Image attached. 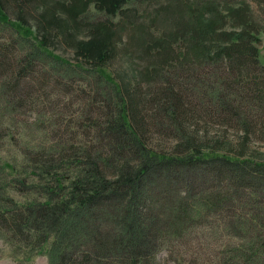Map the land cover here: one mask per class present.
<instances>
[{
	"label": "trees",
	"instance_id": "obj_1",
	"mask_svg": "<svg viewBox=\"0 0 264 264\" xmlns=\"http://www.w3.org/2000/svg\"><path fill=\"white\" fill-rule=\"evenodd\" d=\"M238 1L241 0H201L204 3L192 7V16L179 12L187 18L188 28L164 26L153 32H138L139 46L143 47L140 50L168 62L166 57H175L179 62L170 64L175 66L174 76L180 69L188 70L185 76L197 72L207 75L211 61L226 63L231 75L250 70L245 68L254 67L259 61L248 33L249 22H244V33H239L225 50L218 51L202 41L214 36L209 33L215 23L204 18L214 13L211 7L231 6ZM253 1L264 5V0ZM152 3L153 0H74L68 7L74 22L95 21L92 28L100 36L105 34L79 52L89 60L90 71L97 73L99 79L105 78L104 66L97 61L110 56L104 48L109 43V32H116L118 27L111 19L121 13L133 18L137 6H146L147 11ZM133 4L136 10L130 8ZM91 5L105 13L107 19L99 21L89 14ZM191 17L199 20L194 27ZM0 21L1 25L10 26L3 30L6 41L0 40V111L18 115L22 109L33 110L43 99L55 105L50 99L73 98L77 91L70 89V82L63 84L61 78L68 72L65 65L69 64L47 51L44 41H30L31 29L12 24L1 2ZM174 43L184 46L171 52ZM24 44L27 52L19 51L18 45ZM75 67L78 71L83 69ZM49 69L57 72V78L49 74ZM159 73L157 77H162ZM166 80L172 82L152 94L150 107L157 115L153 121L167 118L178 131L182 121L200 108L205 112L226 111L225 106L210 102L204 109L186 95L178 81ZM111 87L123 101L119 113H113L106 98L88 105L82 113L88 123L87 131L97 132L115 157L91 158L88 165L94 168L93 172L67 175L68 183L49 187L39 200L23 202L8 194L0 195V241L9 245L11 254L25 264H33L39 255H46L49 264H158L157 256L164 251L178 264H264V163L198 150L171 156L152 153L131 122L136 102L128 93L131 108L122 87ZM78 92L85 94L81 88ZM91 97L87 95L81 103L93 101ZM60 147L64 148L62 141H53L50 152L59 151ZM98 161L101 166L111 167V172L129 162L139 164L134 173L107 180L96 172ZM23 187L17 180L10 183V191L20 195L25 193Z\"/></svg>",
	"mask_w": 264,
	"mask_h": 264
},
{
	"label": "rangeland",
	"instance_id": "obj_2",
	"mask_svg": "<svg viewBox=\"0 0 264 264\" xmlns=\"http://www.w3.org/2000/svg\"><path fill=\"white\" fill-rule=\"evenodd\" d=\"M200 1L153 0L147 11L146 6H137L139 9L136 10V4H133L130 8L136 10V15L131 19L122 13L113 17L111 20L118 27L116 32H109V43L104 48L110 56L103 62L97 61L104 66L102 73L105 78L102 80L97 73L90 71L92 67L89 60L81 57L79 52L84 45L97 43L105 34L100 36L92 28L95 21L77 23L76 19L74 22L68 9L74 0H0L12 24L31 29L33 37H28L30 41H44L47 51L69 64L65 65L68 66L65 68L68 72L61 78L63 84L70 82V89L77 91L71 99H50L56 108L43 99L31 111L22 109L20 115L8 114L4 109L0 111V195L8 194L23 202L39 200L38 197L43 196L44 190L49 187L57 183H68L70 179H66L67 175H88L93 172L94 168L88 165L91 158L115 157L105 147L97 132L91 129L92 133L87 136L90 132L87 131L88 123L82 113L88 105L104 101L105 98L113 113H119L123 101L111 85L122 87L125 93L123 97L127 95L130 105L128 93L136 102L137 110L129 116L132 117L133 128L150 152L171 156L183 151L191 153L198 150L206 154L217 153L229 158L264 163V5L253 0H241L231 6H213L211 9L214 13L204 16L215 23V28L209 33L214 35L212 40L205 37L202 41L212 44L218 51L225 50L223 48L236 41L238 34L244 33L246 29L244 22H249L248 33L253 46L258 50L259 61L256 66L245 68L250 70L237 71L231 75L226 70V63L215 64L211 61L207 75L197 72L185 76L188 70L180 69L179 74L174 76L172 66H175L170 64L178 61L175 57H166L168 62L140 50L143 47L139 46L138 32H153L164 26L167 29L188 28L187 18L179 12L192 16L194 4L204 3ZM89 10L95 19H107L106 14L95 9L94 5ZM191 19L194 20V27L199 20ZM6 27L10 26L0 24V40L6 41L3 33ZM187 33L188 29H185L184 35L187 36ZM183 46L182 43H174L171 52H178V48ZM17 48L27 52L25 44ZM210 51L215 54L214 49ZM170 54L177 57L176 53ZM78 65L83 69L78 71L75 67ZM157 72L162 77H157ZM49 74L56 76L57 72L50 70ZM166 79L178 81L185 88L186 95L204 109L210 102L215 106H225L226 111L222 109L217 112L213 108V111L205 112L200 108L182 121L178 131L167 118H162L161 123V120L153 121L157 115L150 107L152 94H157L166 82H172ZM80 88L85 90V94H79ZM87 95L92 96L93 101L81 103ZM56 140L62 141L64 148L50 152L51 144ZM97 163L96 172L107 180L120 177V174L134 173L139 164L129 162L111 172L108 165L101 166L100 161ZM60 174L65 175V178L62 179ZM15 180L25 185V193L20 195L10 191V183ZM10 249L8 244L0 241V264H25L14 257ZM173 259L175 257L171 258L164 251L157 256V263L178 264ZM33 264H49V261L46 255H39Z\"/></svg>",
	"mask_w": 264,
	"mask_h": 264
}]
</instances>
